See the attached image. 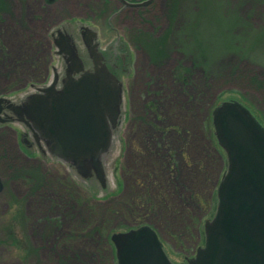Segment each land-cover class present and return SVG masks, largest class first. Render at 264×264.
<instances>
[{
    "label": "rangeland",
    "instance_id": "rangeland-1",
    "mask_svg": "<svg viewBox=\"0 0 264 264\" xmlns=\"http://www.w3.org/2000/svg\"><path fill=\"white\" fill-rule=\"evenodd\" d=\"M165 1L156 14L115 15L102 0H0V94L18 97L61 68L57 26L87 23L101 47L122 40L130 54L104 187L50 157L19 158L12 138L0 144V264H115L99 236L144 224L174 263L202 246L225 169L211 110L247 100L264 124V0H169L171 15Z\"/></svg>",
    "mask_w": 264,
    "mask_h": 264
},
{
    "label": "water",
    "instance_id": "water-1",
    "mask_svg": "<svg viewBox=\"0 0 264 264\" xmlns=\"http://www.w3.org/2000/svg\"><path fill=\"white\" fill-rule=\"evenodd\" d=\"M77 27L88 60L81 57L70 27H57L51 38L63 74L52 66L51 79L31 84L33 90L12 109L34 139L44 142L50 157L104 187V161L121 123L123 83L103 63L96 29ZM211 124L226 167L216 188L214 215L203 223L204 243L186 262L264 264V126L237 99L216 104ZM110 241L116 264H174L149 225L113 232Z\"/></svg>",
    "mask_w": 264,
    "mask_h": 264
},
{
    "label": "flooded vegetation",
    "instance_id": "flooded-vegetation-1",
    "mask_svg": "<svg viewBox=\"0 0 264 264\" xmlns=\"http://www.w3.org/2000/svg\"><path fill=\"white\" fill-rule=\"evenodd\" d=\"M145 1V4L135 5L137 3H142ZM102 3L106 7V12L110 14H156L159 13L158 0H102ZM166 3V1H165ZM169 13L171 15V4L169 0L166 4L163 3L162 12ZM82 24L89 25L84 22H80ZM74 25H72L73 27ZM58 27V26H57ZM57 27L55 29H57ZM60 27V26H59ZM95 28L94 26H92ZM54 29V30H55ZM96 29V28H95ZM74 36L76 37L77 44L81 46V51L83 55L81 57L87 61L88 56L85 54V50L81 45V39L78 35V27L70 30ZM97 31V29H96ZM51 37V33H50ZM52 40V38H51ZM97 40L99 42V51L103 57V63L107 66V68L114 73L116 76L122 78L123 75L129 74V59L130 54L127 51V48L122 40H113L110 44H106V46L101 47L99 35L97 31ZM53 42V40H52ZM59 75H62V67L58 70ZM28 93V91H24L20 96H14L9 93L3 92L0 94V144H3V147H6L5 140L13 139L14 145L13 150L14 155L17 153L18 157L23 160H39L47 159L50 157L49 153L46 150L44 142L39 139L36 141L30 131V129L24 124V122L19 121L16 113L13 112L12 105L19 104L20 101L24 98V96ZM3 149V148H0ZM4 152V157L2 158V163L4 162L6 168L10 165L15 166V159L11 157L9 150L4 148L2 151ZM7 152V153H6ZM38 155V156H37ZM51 158V157H50ZM10 168V167H9ZM8 168V170H9ZM0 181L4 187V181L0 174ZM3 189V188H2ZM207 219V218H206ZM190 258V257H189ZM188 257H183V264H187L186 260Z\"/></svg>",
    "mask_w": 264,
    "mask_h": 264
},
{
    "label": "trees",
    "instance_id": "trees-1",
    "mask_svg": "<svg viewBox=\"0 0 264 264\" xmlns=\"http://www.w3.org/2000/svg\"><path fill=\"white\" fill-rule=\"evenodd\" d=\"M243 104H245L250 110H251V112L257 117V119L261 122V120H260V118H259V116L260 115H258L257 113L258 112H256L255 110H253L252 109V107H251V105L249 106V104H248V102H246L245 100H240ZM33 175H31L30 174V176H27V182H30V183H32V185H34L35 187H37V186H39V183H42V179H43V177H42V175H40V174H38L39 176H41L40 178H39V180L40 181H38V182H36V180H37V178L35 177L36 175H35V173L33 172L32 173ZM71 181H73L72 179H71ZM69 184H66L64 187H66V189H69V187H71L72 185H70V186H68ZM73 187V186H72ZM84 187V186H83ZM93 187V186H92ZM89 188V187H88ZM93 190L94 189H92L91 187L89 188V192L88 193H90V195L92 196V195H94L93 194ZM96 229H99V228H96V227H93V228H91V231H95ZM103 236V235H102ZM102 236H99V239L97 240L98 242H101L102 243V245L104 246V247H106L107 246V248H108V251L110 252L109 253V255L111 254V253H113L112 252V247H111V244H110V241H109V238H108V234H107V236L106 235H104L103 237ZM102 239H104V240H102ZM100 243V244H101ZM102 246V248H104ZM110 247V250H109V247ZM111 256H112V254H111Z\"/></svg>",
    "mask_w": 264,
    "mask_h": 264
}]
</instances>
